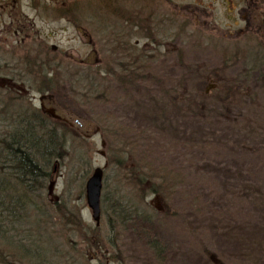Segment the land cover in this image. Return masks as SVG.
I'll return each instance as SVG.
<instances>
[{
	"label": "rangeland",
	"instance_id": "374dc122",
	"mask_svg": "<svg viewBox=\"0 0 264 264\" xmlns=\"http://www.w3.org/2000/svg\"><path fill=\"white\" fill-rule=\"evenodd\" d=\"M110 1L0 0V130L25 108L67 124L40 191L52 218L35 248L51 264L66 255L85 264H264V27L254 21L235 35L229 20L172 21L177 30L146 46L156 50L141 68L148 80L123 84L100 73L98 81L83 64L111 67L117 53L88 47L79 28L103 31L98 14ZM124 1L112 0L110 11ZM14 4L34 30L21 43L1 30ZM67 10L79 28L63 20ZM161 165L177 176L174 188L144 199L153 227L132 222L125 206L147 192L138 178ZM96 167L109 207L100 225L85 196ZM120 205L128 225L115 229ZM154 237L165 248L160 258L148 246Z\"/></svg>",
	"mask_w": 264,
	"mask_h": 264
},
{
	"label": "trees",
	"instance_id": "16d2710c",
	"mask_svg": "<svg viewBox=\"0 0 264 264\" xmlns=\"http://www.w3.org/2000/svg\"><path fill=\"white\" fill-rule=\"evenodd\" d=\"M128 52H123L122 55L130 54ZM124 58L130 61V56ZM130 65L131 63H123L121 60L118 71L117 65L115 68L113 65L108 70L117 76V80L121 79L123 84H125L124 80L134 83ZM98 93L95 95L97 96ZM24 110L27 111L14 112L15 115L12 114L14 121L10 127L5 131L0 130V261L12 260L10 264H51L43 254L44 249L35 248L37 244L35 240L44 236L49 227L46 220L52 218L43 209L45 206L40 191L43 192L50 165L63 147L61 143L66 136L63 135L65 131L60 129H65L67 124L61 125L47 119L41 110L27 108ZM142 172L144 174L138 180L142 184L140 186L144 188L142 191L147 192L141 195L142 201L137 193V197L133 195L125 207L134 218L129 220L132 222L140 220L153 227V218L141 205L150 194L169 195L166 191L175 186L174 181L172 185H169L170 180L176 181L177 176H171L163 165L155 170L149 166ZM146 181L150 185H147ZM138 201L139 205L133 204ZM105 203V197H103L101 205L103 213H106L109 208ZM125 211L122 205L118 208L114 207V215L111 216H115L114 220L117 221L114 225L115 229L120 226L127 227L128 220L121 218ZM148 246L157 257H162L165 248L161 240L151 238ZM56 254L54 252V255ZM50 259L54 264L86 263L82 258L71 262L69 255H66V258L60 257L56 261L54 257Z\"/></svg>",
	"mask_w": 264,
	"mask_h": 264
},
{
	"label": "flooded vegetation",
	"instance_id": "af4514ba",
	"mask_svg": "<svg viewBox=\"0 0 264 264\" xmlns=\"http://www.w3.org/2000/svg\"><path fill=\"white\" fill-rule=\"evenodd\" d=\"M112 4H115L112 0L110 2H103L101 6L103 11L98 15L102 21L100 25L105 29L92 36L87 33V30L79 28L80 24L77 23L74 12L72 14L67 10V14L61 17L63 20L66 19L70 21L72 26L76 25L77 28L82 31L87 38L86 44L88 47L94 49L97 46L107 49L106 51L112 50L117 53L113 63L114 68L115 65H117V71L119 68L118 66L121 64L120 59L130 56V66L134 82L137 81V77H139L138 80H148L141 76L142 74H140V72L148 67L145 64L146 58L156 57L154 53H150L156 50L150 48L151 50L148 51L149 48L146 46L153 43V40H157L155 37L156 34L158 35L177 30L172 21L229 20L237 26L235 35L242 33L243 30L251 29L254 21L257 22L259 27H264V0H130L129 2L125 0V6H122L115 12L110 11ZM18 5L20 6V4H14L15 8L9 13L11 16L9 24H6V27L1 29L12 30L15 43L22 42L21 39L23 34L28 33L29 35L34 31L31 28L32 25L29 15L21 13V8H19ZM240 21L244 22L243 25H240ZM182 29L183 28H180V30ZM124 37H126L127 41H125ZM132 37H136L134 43L131 42ZM141 40L147 43L141 45ZM39 44H41V42H39ZM123 52H128L130 54L122 55ZM55 64L54 61H48V63L44 65L52 70L50 72L52 74H50V78L53 77L55 68L52 66ZM83 65L85 67L87 66V68H92L93 76L98 81H103L105 79L100 73H106L108 75L107 77L112 81L117 80V76L113 75L112 72L108 70L111 69L112 66L105 67L96 63ZM49 89L50 83L47 81L45 83V90ZM51 91H53V89ZM44 97L45 95L42 98Z\"/></svg>",
	"mask_w": 264,
	"mask_h": 264
},
{
	"label": "water",
	"instance_id": "95a60500",
	"mask_svg": "<svg viewBox=\"0 0 264 264\" xmlns=\"http://www.w3.org/2000/svg\"><path fill=\"white\" fill-rule=\"evenodd\" d=\"M103 173L104 171L101 167H96L86 182V201L92 211V217L96 221V225H100L102 216V208L100 205L103 188Z\"/></svg>",
	"mask_w": 264,
	"mask_h": 264
}]
</instances>
